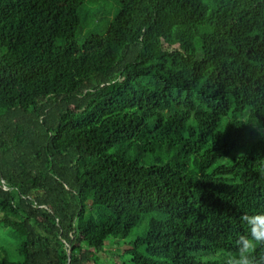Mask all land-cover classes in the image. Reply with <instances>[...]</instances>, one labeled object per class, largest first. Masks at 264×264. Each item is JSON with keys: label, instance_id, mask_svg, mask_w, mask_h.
<instances>
[{"label": "trees", "instance_id": "obj_1", "mask_svg": "<svg viewBox=\"0 0 264 264\" xmlns=\"http://www.w3.org/2000/svg\"><path fill=\"white\" fill-rule=\"evenodd\" d=\"M96 1L0 0V264H97L144 217L104 264H219L264 213V0H112L80 40Z\"/></svg>", "mask_w": 264, "mask_h": 264}, {"label": "rangeland", "instance_id": "obj_2", "mask_svg": "<svg viewBox=\"0 0 264 264\" xmlns=\"http://www.w3.org/2000/svg\"><path fill=\"white\" fill-rule=\"evenodd\" d=\"M115 5L112 0H98L94 4L89 3L87 5V25L78 34V38L83 40L88 34L93 32L103 33L107 29L108 20L112 19L115 12ZM147 217H144L137 227L126 238H114L111 237L106 243L105 251L99 253L102 259L106 260H129V256L125 254L119 258L118 254L123 253L126 249H129L137 236L142 234L146 228ZM18 243V239L14 235H10L9 231L5 228H0V245L5 246L9 251L8 256L13 259H18L15 248ZM126 256V257H125ZM100 259L97 264H104L105 262ZM94 264V263H89Z\"/></svg>", "mask_w": 264, "mask_h": 264}, {"label": "clouds", "instance_id": "obj_3", "mask_svg": "<svg viewBox=\"0 0 264 264\" xmlns=\"http://www.w3.org/2000/svg\"><path fill=\"white\" fill-rule=\"evenodd\" d=\"M240 219L247 231L236 240L233 253H221L219 264H264V256H257L264 248V213L243 214Z\"/></svg>", "mask_w": 264, "mask_h": 264}, {"label": "water", "instance_id": "obj_4", "mask_svg": "<svg viewBox=\"0 0 264 264\" xmlns=\"http://www.w3.org/2000/svg\"><path fill=\"white\" fill-rule=\"evenodd\" d=\"M71 257V249L69 250V258Z\"/></svg>", "mask_w": 264, "mask_h": 264}]
</instances>
